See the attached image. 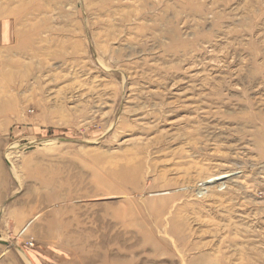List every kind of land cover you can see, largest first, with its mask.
<instances>
[{
  "label": "rangeland",
  "instance_id": "rangeland-1",
  "mask_svg": "<svg viewBox=\"0 0 264 264\" xmlns=\"http://www.w3.org/2000/svg\"><path fill=\"white\" fill-rule=\"evenodd\" d=\"M0 23V264H264V0Z\"/></svg>",
  "mask_w": 264,
  "mask_h": 264
},
{
  "label": "crops",
  "instance_id": "crops-1",
  "mask_svg": "<svg viewBox=\"0 0 264 264\" xmlns=\"http://www.w3.org/2000/svg\"><path fill=\"white\" fill-rule=\"evenodd\" d=\"M6 24V23H5ZM5 24H3V25H5ZM1 28H2V25H1V23H0V34L1 33H4L5 31H4V28H3V32H2V30H1ZM0 43H1V39H0ZM20 64V63H19ZM4 66V65H3ZM0 68H2V65H0Z\"/></svg>",
  "mask_w": 264,
  "mask_h": 264
}]
</instances>
